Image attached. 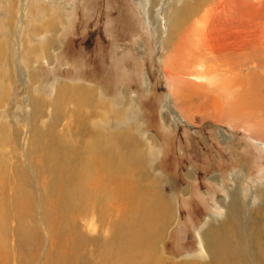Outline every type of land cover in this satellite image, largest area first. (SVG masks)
I'll return each mask as SVG.
<instances>
[{
	"label": "rangeland",
	"instance_id": "obj_1",
	"mask_svg": "<svg viewBox=\"0 0 264 264\" xmlns=\"http://www.w3.org/2000/svg\"><path fill=\"white\" fill-rule=\"evenodd\" d=\"M223 1L210 2L216 16ZM175 2L184 0H0V264H117L115 244L129 253L123 242L140 239L129 227L134 194L161 199L173 221L159 242L163 259L146 239L131 264H208L202 235L234 198L245 214L241 224L229 218L240 232L232 261L264 264L248 226L263 205L264 144L210 116L179 117V104L223 100L224 83L185 76L173 96L161 56L164 10ZM227 3L238 26L264 24V0ZM248 53L264 64V49ZM76 188L88 195L82 205Z\"/></svg>",
	"mask_w": 264,
	"mask_h": 264
},
{
	"label": "bare ground",
	"instance_id": "obj_2",
	"mask_svg": "<svg viewBox=\"0 0 264 264\" xmlns=\"http://www.w3.org/2000/svg\"><path fill=\"white\" fill-rule=\"evenodd\" d=\"M210 2L211 0H184L182 4L175 2L164 10L167 23L165 33L167 32V34L163 42L167 53L161 56V66L168 80L172 83L173 96L176 97V93L180 92V79H185V76L196 78L198 81L207 82L212 80L215 81L214 79H221L224 83L220 87L222 90L219 89L223 100L217 95L214 99L212 98L208 101L209 104L204 106L192 104L186 107L179 104L180 110H178L183 115L180 113L178 115L183 121L186 120L191 122L193 120L192 114L196 113L200 114L202 117L210 116L213 119L227 122L231 126L233 125V127H243L247 129V131L249 130V133L251 132L254 139L264 144V64H260L261 62L257 63L259 61L258 59L256 61L255 56H249L251 51L248 53L250 48H255L257 50L264 49V41L260 36V30L262 26L264 27V24H258L255 19L257 23L244 24L242 22L243 17L241 19L242 21L239 20L240 26H238L233 21V15H230L231 7L229 8V6L231 5L227 3V0L223 1L222 5L225 9L222 13L218 14L219 16H216L215 12L218 3H214L212 6ZM207 4H210L212 7L206 9L205 16L202 15L200 17V12L205 10V6H208ZM157 22L159 26L158 38H161V22ZM249 26L256 31L252 30L253 32H250L248 29L247 31L246 28ZM184 58L187 61L183 63L182 59ZM251 62L253 63L251 68L253 71L245 72V68L251 64ZM191 83L192 82H189L188 84ZM188 89L190 90V87H187L186 91ZM90 95L92 94L88 93L86 95V100L89 98V100H91L89 101L90 105H92L93 98L90 99ZM225 95H231L233 97L228 100V98L224 97ZM179 98H181V95ZM187 98L191 99L189 93H187ZM235 121L241 124H233ZM98 146L102 145H97V147ZM137 154L139 155L140 152ZM111 157L113 160L119 161L117 156ZM126 159L127 160L124 162L129 165L131 164L130 166H134V162H137L136 160L133 161L134 158L131 159L130 155ZM108 161L103 167L112 170L111 165L107 166V163L109 164ZM120 164H122V162ZM85 170L89 171V169ZM118 171V168L117 170H112L110 175L116 178L114 172H117L118 175ZM146 179V176L142 175L141 182ZM119 188L122 187L118 186V189ZM75 190L79 195L77 197L78 202L82 205L86 200L85 198H88V195L85 194L83 189L80 190L76 188ZM121 191L125 192L124 190ZM144 199L145 197L140 198L138 194H134L133 202L135 208L133 207L132 209L135 211L137 206V213H133L132 221L129 223V227L135 232L140 230V239L137 238L134 242H123L124 244H130L132 246L131 252L129 253L126 252L122 243L118 242V244H115L118 257L116 259L117 264L133 263L137 258V248L141 246L144 240L146 242V239L149 240L147 250L149 251L150 249V253L153 254L151 257L156 255L160 239L164 237L166 228L173 221L172 210L170 207L167 208L165 203H160L159 201L161 199L156 201L157 203L154 205L152 202L148 204L149 202ZM261 200L263 205L254 211L250 216L253 218H250V223H248L251 236L250 241L258 243L261 247L259 252L257 250L256 253L260 257V260L264 259V197ZM231 202L232 204L229 205L228 208L229 213L225 217V220L221 222L220 226L211 227L212 225H208V229L202 235L204 252L209 255L208 264H234L235 261L233 262L232 260L241 256V253L234 243L236 242V237H240V232L235 228L237 223L231 221H237L241 224L242 219H244L245 210L237 199L234 198ZM230 217L232 218L231 221H229ZM2 222L3 207L0 208V223L2 224ZM117 232H119V230ZM117 232H115L116 239L118 238ZM115 237L113 239H115ZM128 240L129 238H126L125 241ZM242 258H246L243 253ZM162 259V256H158L157 254L154 260L159 262Z\"/></svg>",
	"mask_w": 264,
	"mask_h": 264
}]
</instances>
